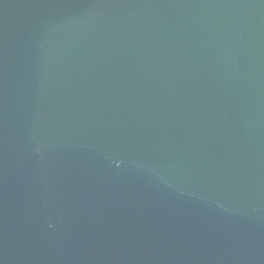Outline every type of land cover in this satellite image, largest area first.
<instances>
[{
	"label": "water",
	"instance_id": "water-1",
	"mask_svg": "<svg viewBox=\"0 0 264 264\" xmlns=\"http://www.w3.org/2000/svg\"><path fill=\"white\" fill-rule=\"evenodd\" d=\"M0 264H264V0H0Z\"/></svg>",
	"mask_w": 264,
	"mask_h": 264
}]
</instances>
